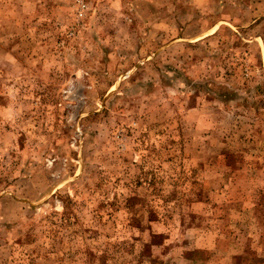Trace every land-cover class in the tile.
<instances>
[{"label":"rangeland","instance_id":"rangeland-1","mask_svg":"<svg viewBox=\"0 0 264 264\" xmlns=\"http://www.w3.org/2000/svg\"><path fill=\"white\" fill-rule=\"evenodd\" d=\"M228 252L264 264V0H0V264Z\"/></svg>","mask_w":264,"mask_h":264},{"label":"crops","instance_id":"crops-1","mask_svg":"<svg viewBox=\"0 0 264 264\" xmlns=\"http://www.w3.org/2000/svg\"><path fill=\"white\" fill-rule=\"evenodd\" d=\"M256 240H257V238H256ZM235 254H233L232 252H228V254L225 256V259L227 260V263L229 264V262H230V264H233L232 263V260H234L233 258H235V256H234ZM247 255H249V254H247ZM255 258H256V256H254ZM259 257V256H258ZM246 259H250L249 257H243V259L242 260H246ZM257 259V258H256Z\"/></svg>","mask_w":264,"mask_h":264}]
</instances>
